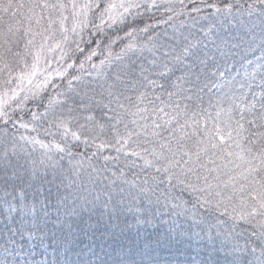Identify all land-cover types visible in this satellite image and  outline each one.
<instances>
[{
	"label": "snow or ice",
	"instance_id": "6c2138e0",
	"mask_svg": "<svg viewBox=\"0 0 264 264\" xmlns=\"http://www.w3.org/2000/svg\"><path fill=\"white\" fill-rule=\"evenodd\" d=\"M0 264H264V0H0Z\"/></svg>",
	"mask_w": 264,
	"mask_h": 264
}]
</instances>
